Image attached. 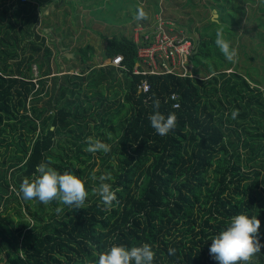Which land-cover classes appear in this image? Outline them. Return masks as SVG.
Listing matches in <instances>:
<instances>
[{
	"label": "trees",
	"instance_id": "16d2710c",
	"mask_svg": "<svg viewBox=\"0 0 264 264\" xmlns=\"http://www.w3.org/2000/svg\"><path fill=\"white\" fill-rule=\"evenodd\" d=\"M211 1L201 8L205 14L215 11L217 18L197 29L190 59L191 64L202 56L206 74L193 79L134 74L145 68L139 47L152 40L138 44L131 34L98 33L105 46L80 47L75 52L80 68L71 74L75 67L62 68L61 50L55 43L50 48L46 33L37 32L40 8L58 0H0V264H92L97 252L113 245L144 243L155 252L153 264H216L209 255L210 238L238 214L260 220L264 244V78L243 73L215 44L217 31L234 43L245 14V24L253 18L255 37L264 41V0ZM150 2L154 27L158 14L178 34L181 26L164 16L159 0ZM69 4L77 20V6L73 0ZM88 25L82 23L84 29ZM150 32L155 34L152 28ZM95 53L102 58L99 66L92 65ZM116 57L120 66L112 63ZM143 81L149 85L147 93L139 91ZM106 83L117 87L113 98L122 96L116 108L94 112V105L82 106L86 90L91 93L84 96L95 99V105L107 102ZM44 96L49 99L43 101ZM153 98L159 99L161 114L176 116L175 128L165 136L148 119ZM233 110H238L235 119ZM90 128L110 145L107 154L85 151ZM62 136L70 138L71 155L64 140L57 139ZM42 162L84 182L89 195L82 209L17 196L22 180H33ZM93 173L111 177L105 183L111 184L117 201L109 210L93 194L100 183L91 179ZM169 248L174 255H168ZM251 264H264V248Z\"/></svg>",
	"mask_w": 264,
	"mask_h": 264
},
{
	"label": "rangeland",
	"instance_id": "374dc122",
	"mask_svg": "<svg viewBox=\"0 0 264 264\" xmlns=\"http://www.w3.org/2000/svg\"><path fill=\"white\" fill-rule=\"evenodd\" d=\"M70 1L72 0H58L59 3H46V5L44 6H47L46 13L44 10H42L41 14H39L38 16L40 26H38L37 32L41 34L46 33V42L50 48H52V45L55 43V46H57V48L61 50L59 56L62 55L65 58L59 59L62 68L66 67L67 64L68 67H75V70L70 72L71 74H75V72H77L80 68L78 65H76L78 54L75 55V52L78 51L80 47L84 46L85 44H89L95 47V49L97 46H99V49H101L105 46V41L98 37V33L106 37H110L112 34H121L123 36H130L131 34L133 36V39L137 41L140 36L142 37V33H147V27H149L150 24H153L154 26V22L152 21L154 16L151 14L153 10L152 4L150 2L151 0H73L77 6V12L79 13V17L77 20L71 17V6L69 4ZM154 1L156 2V0ZM132 2H135L136 4L134 5L132 4ZM97 3H100V5L97 6ZM212 3L213 2L211 0H159L158 2L159 7H161V12H163L164 16L166 18H171L170 20H172L173 22L176 21L177 24L181 26H179L180 31H178V33H182L183 37L191 39L194 45L197 42L199 34L197 29L199 30L201 27H204L209 18L214 19L213 11L208 9L207 13L205 14L204 10L201 8V5L204 4L208 5L209 7ZM236 3L243 5L245 8H248L240 2ZM87 5L90 7H87ZM255 7L258 6L253 5V8ZM134 8H136L137 11L134 12ZM139 9H143V11L146 13V19L139 21L135 19V16L137 15ZM90 11L94 13L92 14V16L89 14ZM64 13H68L69 15H65L63 17ZM98 13L101 15V18H98V16H100L97 15ZM200 15L202 17H200ZM103 16H105L107 20L103 19ZM245 16L246 14L242 16L241 21L243 22V24L241 25L242 28L238 29L237 40H235V42L230 46L237 50L236 59L239 58L240 62L238 60L234 61L236 63H239V69H243V73L246 72L245 70L250 71L252 78L260 81L261 78H264V41H261L260 39L255 37V31H257L258 28L256 23L254 22V19L251 18L252 20H248L245 24ZM81 18H83V20ZM108 20L113 22H108ZM82 23H88V26H90V28L84 29L82 27ZM159 26L161 32H164V27H162L160 24L155 27V30H158ZM165 31L169 32V30L166 29ZM250 37L254 38L251 40ZM259 44L261 47L259 49H256ZM95 56L96 58L94 57L92 65L99 66L101 64L102 58L99 57V55H96V53ZM191 64V72L188 77L193 79L195 77L197 79H204L206 72L201 70L202 65L205 64L202 56H195V58L191 61ZM193 69L194 71L195 69L201 70V73L196 72V75L195 73H193ZM233 71L234 70H229L227 71V73H232ZM240 71L241 70H239L238 72ZM242 72L240 73L244 75ZM32 73H34V76L37 74V70L35 67H32ZM50 83V81L46 82L45 85L47 88L50 87ZM106 84H104V86ZM110 85L111 84H108L104 89L105 99L103 100H106L107 102H103L100 107L98 105H95V99L90 101V97L86 98L84 96L85 94L90 95L91 93V91L86 90L81 95V100L83 101L82 106L86 108L88 103L90 105H94V112H102L109 108H116L117 104H115V102L118 101V98L121 102L122 96L118 95L117 97L113 98L112 91L117 87H111ZM100 88H102V86ZM48 99L49 98H47L46 96L43 97V101H46ZM87 99H89V101ZM29 101L30 99L28 100V102ZM88 122H90L91 125H95L97 123L96 121L92 120H89ZM90 129V133L87 137L91 136L94 139H97L96 130ZM65 138L66 137L64 136L57 137V139H61V141H63ZM69 141L70 138H68V140H64V142L67 144L66 148H68V153L71 155L69 150H72V144L69 143Z\"/></svg>",
	"mask_w": 264,
	"mask_h": 264
},
{
	"label": "clouds",
	"instance_id": "9594fccd",
	"mask_svg": "<svg viewBox=\"0 0 264 264\" xmlns=\"http://www.w3.org/2000/svg\"><path fill=\"white\" fill-rule=\"evenodd\" d=\"M42 10L46 13L47 6L40 9L39 14ZM146 18L147 15L143 9H139L135 19L139 21ZM215 44L226 60L233 62L236 59L237 50L230 46V42L220 31L216 33ZM159 108V99L153 98L154 112L148 119L155 132L160 136H165L175 128L176 116L174 113L165 116L160 113ZM237 115L238 110H233V119ZM85 142L88 145L85 151L89 153L102 151L107 154L110 151V145L91 136L87 137ZM36 172L38 175L33 180L30 181L28 178L22 180L16 193L17 196L25 201L36 200L42 204L57 201L73 209L83 208L89 193L80 178L69 171L58 173L43 162L37 166ZM91 179L99 180V187L93 189V194L99 196L105 210H109L113 202L117 201L111 184L105 183L111 177L109 175L97 177L93 173ZM56 211L59 213L62 209L57 208ZM260 227L261 222L256 216L249 218L247 215L238 214L231 217L227 227L218 235L210 238L209 255L211 259L216 261V264H251L253 257L264 248L259 238ZM174 254L175 249L169 248L168 255ZM154 257L155 252L147 243L130 248L113 245L107 251L97 252L92 264H153Z\"/></svg>",
	"mask_w": 264,
	"mask_h": 264
},
{
	"label": "built area",
	"instance_id": "2783aa9c",
	"mask_svg": "<svg viewBox=\"0 0 264 264\" xmlns=\"http://www.w3.org/2000/svg\"><path fill=\"white\" fill-rule=\"evenodd\" d=\"M157 25L164 27V32H161L160 26L158 30H155L153 24L147 27V33H142L135 43L138 41L152 40V44L146 47H139L138 57L145 65L144 72H139L135 69L134 74H141L142 76H162V75H175L177 77H187L191 72L190 59L194 52V43L182 36V33L174 34L170 28L172 23L162 21L159 15L155 16ZM162 22V23H161ZM168 26L169 28H167ZM154 27V28H153ZM151 28L155 30L150 32ZM169 30V32H166ZM152 34V35H151ZM112 63L116 66H120L121 58L116 57ZM139 91L147 93L149 91V85L143 81L139 87ZM177 96H171V99H176ZM176 107V106H175Z\"/></svg>",
	"mask_w": 264,
	"mask_h": 264
},
{
	"label": "water",
	"instance_id": "95a60500",
	"mask_svg": "<svg viewBox=\"0 0 264 264\" xmlns=\"http://www.w3.org/2000/svg\"><path fill=\"white\" fill-rule=\"evenodd\" d=\"M213 16H214V19H216V18H217V15H216L215 11H213ZM214 19H213V20H214ZM196 52H197V50L195 51V53H194V54H196Z\"/></svg>",
	"mask_w": 264,
	"mask_h": 264
}]
</instances>
